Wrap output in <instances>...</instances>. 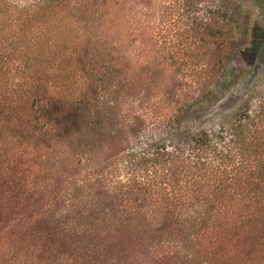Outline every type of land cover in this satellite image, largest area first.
I'll return each instance as SVG.
<instances>
[{"label":"trees","instance_id":"trees-1","mask_svg":"<svg viewBox=\"0 0 264 264\" xmlns=\"http://www.w3.org/2000/svg\"><path fill=\"white\" fill-rule=\"evenodd\" d=\"M248 1L0 0V264H264Z\"/></svg>","mask_w":264,"mask_h":264},{"label":"rangeland","instance_id":"rangeland-1","mask_svg":"<svg viewBox=\"0 0 264 264\" xmlns=\"http://www.w3.org/2000/svg\"><path fill=\"white\" fill-rule=\"evenodd\" d=\"M246 6L249 8L251 25L259 24L262 14L258 8L248 0H241V25L244 20L243 10ZM233 66L235 68L241 66V69H248V72L244 70L245 72L242 73L241 70L240 76L235 79V83L218 104L204 112L196 111L185 123L187 129L192 131L201 126L215 132L221 126L225 127L228 119L234 113V109H245L246 103L253 107L257 103L264 91V53L250 67L242 59L240 63L234 61Z\"/></svg>","mask_w":264,"mask_h":264}]
</instances>
